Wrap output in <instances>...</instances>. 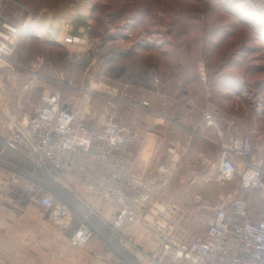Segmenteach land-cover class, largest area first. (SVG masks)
<instances>
[{"label": "rangeland", "instance_id": "374dc122", "mask_svg": "<svg viewBox=\"0 0 264 264\" xmlns=\"http://www.w3.org/2000/svg\"><path fill=\"white\" fill-rule=\"evenodd\" d=\"M8 33L11 52L0 57L2 141L5 111L26 110L53 89L89 126L118 122L137 134L132 144L151 136L165 153L177 139H193L184 126L191 129L206 112L200 109L206 101L216 107L232 103L239 113L241 107L264 108V3L259 0H0V34ZM164 152L154 156L158 178L138 224L112 233L114 238L106 226L100 228L109 243L100 233L90 239L112 253L108 263L118 255L127 263L134 247L145 249L135 238L138 230L151 244L148 251L158 246L159 226L174 241L203 232L207 213L197 206L206 199L203 192L225 201L213 167L208 185L196 164L179 162L177 155L164 162ZM258 190L248 194L260 214ZM24 196L25 206H41L29 193ZM70 197L75 198L60 190L57 204L64 198L75 204ZM55 212L61 215L59 208Z\"/></svg>", "mask_w": 264, "mask_h": 264}, {"label": "built area", "instance_id": "2783aa9c", "mask_svg": "<svg viewBox=\"0 0 264 264\" xmlns=\"http://www.w3.org/2000/svg\"><path fill=\"white\" fill-rule=\"evenodd\" d=\"M9 36L0 34V57L11 52ZM200 75L206 78L202 67ZM5 115L3 143L25 163L21 173L31 198L51 210L59 208L60 213L78 212L80 222L68 239L72 248L83 249L105 226L107 235L114 238L112 233L119 234L123 228L138 224L152 193L141 176L128 168L126 147L136 141L134 131L111 120L89 126L74 106H64L56 89L43 93L30 108L19 113L7 109ZM203 117L206 126L213 125L210 111ZM252 152L248 135L233 138L220 147L213 172L221 183L238 177L242 189H259L261 217L252 219L245 198H234L228 203L200 199L197 206L207 213L203 232L190 240L174 241L170 232L159 226L155 232L156 250L134 247L128 252L129 259L124 258L127 263L264 264V158L254 160ZM60 190L69 196L73 193L75 198H70L75 204L64 198L58 205ZM96 203L111 210L110 219L104 209L94 206ZM107 235H103L105 243L110 242ZM92 256L109 264L102 251H95Z\"/></svg>", "mask_w": 264, "mask_h": 264}, {"label": "crops", "instance_id": "0c3cea01", "mask_svg": "<svg viewBox=\"0 0 264 264\" xmlns=\"http://www.w3.org/2000/svg\"><path fill=\"white\" fill-rule=\"evenodd\" d=\"M210 102L203 103V108L200 109L203 112L212 111L214 124L206 126L204 113L200 112L191 129L182 125L185 130L193 132V139H177L175 147H170V152L165 153L162 148L158 150V141L151 136L127 145L128 168L131 173L141 176L151 188L152 198L154 183L158 178V159L154 156L158 153L164 152V162H169L172 155H177L179 162L196 164L198 172H202V178L208 181L214 171L211 172V169L214 168L220 147L235 137L248 135L253 147L252 158H264V108L256 107L255 111H250L241 107L239 113L233 112L232 103L229 105V102H222L220 107H216ZM25 168V163L5 148L0 140V264H102L92 256L93 252L99 250L112 260V253L95 240H91L89 246L83 249L69 245L68 239L76 229L78 220L80 221L77 211L68 210L57 216L54 210L44 206L24 205V195L29 193L26 179L21 173ZM236 180L237 178L223 183L224 188L220 194L225 199L223 203L234 198H245L250 206L252 219H258L262 213L257 214L253 209L259 203L249 196L252 189H242L239 180ZM210 183L209 181L208 185ZM203 194L207 200L219 201L213 193ZM10 202L14 206H8ZM99 208L107 212L105 214L108 219L111 218L109 208ZM134 234L146 250L150 248L151 244L143 233L138 230ZM109 264L127 263L118 255Z\"/></svg>", "mask_w": 264, "mask_h": 264}, {"label": "bare ground", "instance_id": "6f19581e", "mask_svg": "<svg viewBox=\"0 0 264 264\" xmlns=\"http://www.w3.org/2000/svg\"><path fill=\"white\" fill-rule=\"evenodd\" d=\"M8 29H11V30H13V28H11V27H9L8 25H5ZM15 30V29H14ZM0 47H1V45H0Z\"/></svg>", "mask_w": 264, "mask_h": 264}]
</instances>
